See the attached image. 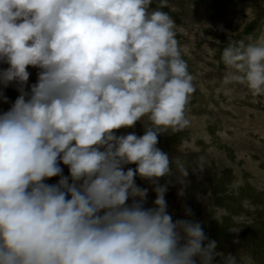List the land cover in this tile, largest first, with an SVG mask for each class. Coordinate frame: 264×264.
Here are the masks:
<instances>
[{
    "label": "clouds",
    "instance_id": "1",
    "mask_svg": "<svg viewBox=\"0 0 264 264\" xmlns=\"http://www.w3.org/2000/svg\"><path fill=\"white\" fill-rule=\"evenodd\" d=\"M152 3L0 0V86L19 92L0 113V264H238L198 221L167 213L158 180L174 167L182 195L189 169L158 136L190 126L195 85L175 21ZM222 59L264 95V36ZM138 121L143 135H116ZM136 177L153 185L151 207Z\"/></svg>",
    "mask_w": 264,
    "mask_h": 264
},
{
    "label": "rangeland",
    "instance_id": "2",
    "mask_svg": "<svg viewBox=\"0 0 264 264\" xmlns=\"http://www.w3.org/2000/svg\"><path fill=\"white\" fill-rule=\"evenodd\" d=\"M160 5L175 21L176 39L195 85L186 109L190 126L158 136L157 147L170 158L180 157L189 169L182 195L174 167L172 175L159 178L160 185L168 183L167 213L173 221H198L207 238L217 242V250L233 253L238 264H249L248 257L251 264H264V95L230 79L233 70L222 59L229 45L264 36V0H153L150 10ZM7 67L0 63V69ZM27 71L25 90L36 82L38 69ZM17 87L0 86L7 97V102L0 99V113L19 95ZM128 133L143 135V122L116 131L118 136ZM59 166L67 176V166ZM129 167L135 165L125 170ZM135 183L148 189L144 207H151L153 185L139 177Z\"/></svg>",
    "mask_w": 264,
    "mask_h": 264
}]
</instances>
